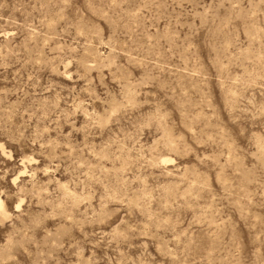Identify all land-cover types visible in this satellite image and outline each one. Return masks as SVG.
Returning a JSON list of instances; mask_svg holds the SVG:
<instances>
[{"label":"rangeland","instance_id":"1","mask_svg":"<svg viewBox=\"0 0 264 264\" xmlns=\"http://www.w3.org/2000/svg\"><path fill=\"white\" fill-rule=\"evenodd\" d=\"M0 264H264V0H0Z\"/></svg>","mask_w":264,"mask_h":264},{"label":"bare ground","instance_id":"2","mask_svg":"<svg viewBox=\"0 0 264 264\" xmlns=\"http://www.w3.org/2000/svg\"><path fill=\"white\" fill-rule=\"evenodd\" d=\"M0 205H1V203H0ZM0 213H2V212H0Z\"/></svg>","mask_w":264,"mask_h":264}]
</instances>
